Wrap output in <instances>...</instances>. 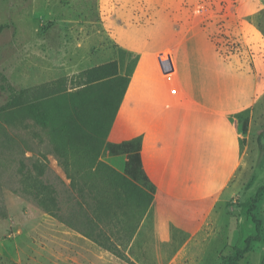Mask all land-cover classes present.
<instances>
[{
  "label": "rangeland",
  "instance_id": "obj_1",
  "mask_svg": "<svg viewBox=\"0 0 264 264\" xmlns=\"http://www.w3.org/2000/svg\"><path fill=\"white\" fill-rule=\"evenodd\" d=\"M96 6L97 0H0V264H141L136 253L141 209L122 205L115 214L98 219L89 187L103 188L102 182L77 179L83 194L72 191L49 131L30 116L19 119L15 107L12 122L8 119L12 96L24 106L74 118L69 114L78 108V86L85 73L118 57L117 47L98 21ZM171 6L176 13L186 12L188 23L202 28L219 53L237 65L249 67L254 46L263 54L260 41L248 37L254 29L247 22L264 40V0H175ZM133 68L132 63L128 68L122 65L121 71L129 75ZM101 113L94 116L97 122L110 116L103 103ZM239 134L242 165L232 181L230 197L176 264H224L254 233L246 205L264 186V96L249 110L246 134ZM33 165L42 172L37 181ZM52 192L59 218L81 226L89 219L99 223L127 260L49 215L38 202L42 198L48 208L47 196ZM99 198L112 202L109 196ZM255 213L261 222V240L251 245L238 264H260L264 256V197Z\"/></svg>",
  "mask_w": 264,
  "mask_h": 264
},
{
  "label": "crops",
  "instance_id": "obj_2",
  "mask_svg": "<svg viewBox=\"0 0 264 264\" xmlns=\"http://www.w3.org/2000/svg\"><path fill=\"white\" fill-rule=\"evenodd\" d=\"M172 3L97 0L96 6L104 33L118 49V73L129 79L107 142L140 137L142 169L155 189L137 230L141 264L178 263L208 228L242 165L232 116L264 96V40L254 24L247 22L254 29L248 37L260 41L263 54L254 46L247 68L221 55ZM161 53L169 56L168 74L160 68ZM131 63L134 68L124 74L121 66ZM102 161L123 173L126 155Z\"/></svg>",
  "mask_w": 264,
  "mask_h": 264
},
{
  "label": "trees",
  "instance_id": "obj_3",
  "mask_svg": "<svg viewBox=\"0 0 264 264\" xmlns=\"http://www.w3.org/2000/svg\"><path fill=\"white\" fill-rule=\"evenodd\" d=\"M109 68L112 73H108ZM85 75V80L80 82L78 86V108L72 110L69 114V116L74 117L73 119H68L67 115L58 117L59 113L56 110L40 111L35 106H24L20 103L19 98L15 96H12L8 105V110H10L8 119L12 122V108L15 107L16 112L13 113L19 119L30 116L36 124L49 131L55 157L66 178L70 180L69 186L72 191H77L80 196L83 194L82 188L77 187V179L102 182L103 188L96 189L92 184L89 187L90 193H93L91 196L95 199L93 213L98 215V219L103 215L115 214L117 210L122 208V205H131L135 209H141L142 219L152 203L155 189L149 183L142 169L140 161L141 138L138 137L120 144L107 142L108 132L126 91L129 79L119 75L117 61L106 66L92 68ZM113 85L115 86L112 90H106L107 86ZM102 103L105 108L108 107L110 110V116H105L97 122L94 116L102 112ZM248 114L249 109H246L232 116V119L237 122L239 133L246 134L247 132ZM107 155H126L123 173L117 172L102 161V158ZM23 169H25V166L22 164L20 169L22 175L25 174ZM32 169L36 173L37 181L42 172L36 165H33ZM53 193L47 196V202L53 209L49 206L47 208L42 198L38 203L49 215L59 218V207ZM102 195L103 197H111L112 202H101L99 197ZM263 197L264 186H261L247 202L246 217L254 225V233L246 237L242 249H234V252L224 259V264H238L243 255L250 250L251 245L261 240V222L257 219L255 211ZM59 219L97 246L117 258L127 260L121 249L100 227L99 223L89 219L85 226H81L79 223L65 222L63 219ZM260 264H264V256Z\"/></svg>",
  "mask_w": 264,
  "mask_h": 264
},
{
  "label": "water",
  "instance_id": "obj_4",
  "mask_svg": "<svg viewBox=\"0 0 264 264\" xmlns=\"http://www.w3.org/2000/svg\"><path fill=\"white\" fill-rule=\"evenodd\" d=\"M158 62L160 64V68L164 74H168L172 71L170 59L167 53H161L158 55Z\"/></svg>",
  "mask_w": 264,
  "mask_h": 264
},
{
  "label": "built area",
  "instance_id": "obj_5",
  "mask_svg": "<svg viewBox=\"0 0 264 264\" xmlns=\"http://www.w3.org/2000/svg\"><path fill=\"white\" fill-rule=\"evenodd\" d=\"M172 92H173V90H172Z\"/></svg>",
  "mask_w": 264,
  "mask_h": 264
}]
</instances>
